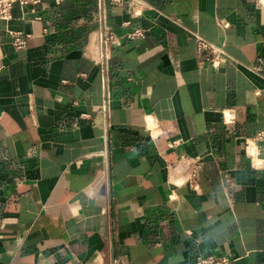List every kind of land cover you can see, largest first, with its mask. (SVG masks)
<instances>
[{
  "label": "crops",
  "instance_id": "obj_1",
  "mask_svg": "<svg viewBox=\"0 0 264 264\" xmlns=\"http://www.w3.org/2000/svg\"><path fill=\"white\" fill-rule=\"evenodd\" d=\"M195 32L225 45L219 69ZM263 129L259 0H13L0 16V264H264V164L245 148ZM192 158L198 190L172 181Z\"/></svg>",
  "mask_w": 264,
  "mask_h": 264
},
{
  "label": "built area",
  "instance_id": "obj_2",
  "mask_svg": "<svg viewBox=\"0 0 264 264\" xmlns=\"http://www.w3.org/2000/svg\"><path fill=\"white\" fill-rule=\"evenodd\" d=\"M13 0H0V16L8 17L10 16V8ZM22 3H27L29 0H20ZM37 2L38 0H33ZM124 0H113L115 3H121ZM264 6V0H259ZM227 25V23H223ZM14 43L17 47H23L29 34H23L21 31L13 33ZM145 30L143 28H136L128 32V37H144ZM196 41V53L201 58V61L208 64L214 69H219L223 62L228 57V53L224 44H217L199 32L194 33ZM116 39L115 33L112 30H106L102 36V42L106 48L113 46ZM107 100V99H105ZM106 106V102L103 107ZM224 120L226 122H233L235 119L234 113L229 110H223ZM264 140V129L259 130L253 136H248L245 139V148L247 153L251 156L253 164L255 166H261L264 164L263 157L259 156L258 142ZM181 139H175L170 142L171 146H176L181 143ZM185 162V169L181 174L172 179L176 186L187 185L191 189L198 190L200 188V174H199V163L200 158L183 159ZM234 258L229 254H199L196 258L197 264H232Z\"/></svg>",
  "mask_w": 264,
  "mask_h": 264
}]
</instances>
